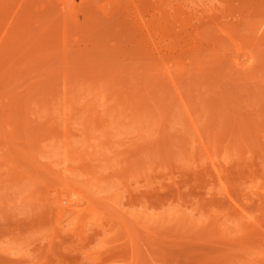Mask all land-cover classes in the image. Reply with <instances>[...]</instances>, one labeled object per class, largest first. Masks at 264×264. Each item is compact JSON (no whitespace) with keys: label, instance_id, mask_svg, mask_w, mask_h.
Returning a JSON list of instances; mask_svg holds the SVG:
<instances>
[{"label":"rangeland","instance_id":"1","mask_svg":"<svg viewBox=\"0 0 264 264\" xmlns=\"http://www.w3.org/2000/svg\"><path fill=\"white\" fill-rule=\"evenodd\" d=\"M0 264H264V0H0Z\"/></svg>","mask_w":264,"mask_h":264}]
</instances>
